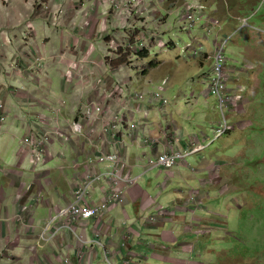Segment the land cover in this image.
Listing matches in <instances>:
<instances>
[{
    "label": "crops",
    "instance_id": "0c3cea01",
    "mask_svg": "<svg viewBox=\"0 0 264 264\" xmlns=\"http://www.w3.org/2000/svg\"><path fill=\"white\" fill-rule=\"evenodd\" d=\"M57 1L65 5L79 2L76 5L78 9L75 10V14L66 15L63 20L49 24L42 17L43 12L39 10L41 15L34 12V7L28 5L25 0H10V2L0 0V102L7 98L8 104L7 118L0 131L2 142V152H0V264H51L56 263L58 257H68L71 264H104L99 248L86 251L82 243L66 231L55 240L48 242L40 240L39 235L45 224L71 200L75 183L60 171V167L70 164L72 151L70 150L71 154L69 153L66 158L56 155L46 164L44 170L33 172L26 155L21 152L22 139L16 143L17 131L22 130L24 137L28 130L25 109L17 108V103L26 95L34 100L45 97L59 100L62 98V101L65 99L72 101L71 97L85 100L81 92L82 84L77 79L73 81L75 83L73 87H71L72 84L66 85L72 88V96L62 97L61 94L58 96L57 88L54 87L53 74L63 75L67 69H81L86 73L94 70L95 68L90 65L101 64V60L98 62L99 58L97 60L96 58L105 52L109 39L114 36L122 38L129 32L133 17L121 21L116 18L114 12L108 11V4L101 1L96 3L94 9L90 8L92 0ZM52 5L53 2H49V6ZM85 21H89L87 28L82 27ZM57 23L61 26L55 27ZM224 27L229 30L227 24H224ZM28 29L33 34L32 38L26 42L24 34L28 33ZM91 43H93V50L90 54L93 56L88 59L85 56L88 44ZM29 52L44 54L47 61L51 59L46 66H43V76L42 73H34L33 76L28 72V77H26L17 68L18 58L28 55ZM58 54H64L65 60L53 59ZM28 59L27 57L23 59L27 61L23 63L24 66L33 64ZM96 70L108 78L111 77L105 67L101 68L98 65ZM122 72L127 76L130 75L128 69ZM184 73L185 71L182 72L181 79ZM199 75V80L204 83L202 73ZM138 80L155 81L158 79L143 77ZM132 84L136 87L134 80ZM137 88H143V86L140 85ZM195 94L194 92V100L197 98ZM65 106L62 104L53 106L50 114L45 116L51 118L53 110L62 107L70 117H75L82 107L80 102L77 104L78 110ZM162 121L176 122L185 142L188 141L190 135L199 134L202 131L197 129L195 121L189 114L181 113L176 103L170 104L163 118L155 116L149 124L150 132H154ZM235 126L234 124L232 131L237 128ZM215 141H208L209 144L206 142V149ZM228 144L230 143L227 140L224 141V148ZM129 152L131 162L151 154L149 149L130 148ZM222 159H227V157L219 156L217 152L206 153L204 151L193 156L187 163L177 166L170 172L164 191L168 190L166 193L162 191L157 195L156 200L153 198L154 191L151 188L153 185L160 184L158 179L153 184L155 182L153 178L152 182H147L143 176L138 184L128 191L122 206L111 209L100 221L86 222V226L80 231L83 239L92 241L95 237L94 233L98 232V238L105 247L116 248L120 234L123 232L127 237L129 247L112 251V261L116 263L118 262L116 260L124 258L131 261V264H193V262H185L181 254L188 252V248L192 246L191 240L204 237L214 231L212 220L209 217L220 212L211 210V208L219 210L213 202L214 198L219 199L227 195V187L222 185L226 182L221 177V171L223 173L225 168ZM192 166L197 170L196 174L192 172ZM215 168L219 169L220 177L212 183L207 182L209 172ZM134 173L137 174L136 169ZM160 173L164 172L160 171ZM165 179L166 174L164 173ZM31 182L34 186L30 192L25 194V185ZM185 186L196 189L198 205L194 209L188 208L180 195ZM222 188L224 189L221 191ZM38 192H43L45 199L39 206L32 207L31 226L24 225L16 220V216L24 214L25 209L31 205L29 200ZM224 204L226 207L231 205L229 202H224ZM148 216H155L157 222L146 221Z\"/></svg>",
    "mask_w": 264,
    "mask_h": 264
},
{
    "label": "built area",
    "instance_id": "2783aa9c",
    "mask_svg": "<svg viewBox=\"0 0 264 264\" xmlns=\"http://www.w3.org/2000/svg\"><path fill=\"white\" fill-rule=\"evenodd\" d=\"M99 1L107 3L108 11L114 12L116 18L121 21L133 17L129 32L122 38L111 37L107 42L105 59L108 61L127 56L138 57L148 52L144 30L148 22L154 24L157 29L151 31L150 36L158 45L167 46L169 42H173L165 40L166 31L163 28L168 22L171 10L174 9H168L164 5L169 0H92L90 8L94 9ZM183 1L185 6L181 13L182 29L191 32L202 19L206 23L208 33L214 30L216 35L211 51H202L201 38L193 37L183 52L187 59L198 57L210 63L209 71L202 74L206 83L202 94L206 99L214 97L217 102L220 119L213 131L214 140H217L234 129L232 115L243 108L247 96V85L242 82L243 72L252 70L254 64L248 61L243 63L245 69L230 65L227 56L228 43L237 29L226 30L223 22L211 14L205 0ZM162 11L166 15H163ZM64 13L62 9L55 11L54 20L59 21ZM156 14L161 16L153 19ZM137 16L150 20L137 24ZM164 16L166 18L162 24L159 20ZM235 18L240 27L252 26L247 15ZM88 26L89 21L82 25L83 28ZM92 50L93 45L88 47L86 53L90 54ZM90 66L95 69L88 73L81 69H67L63 76L66 85H71L75 79L82 84L81 92L84 94L85 102L78 115L70 117L62 107H59L53 110L51 118L38 116L39 120L29 125L21 141V152L28 156L33 172H38L44 170L46 164L56 155L66 158L69 153L71 154L70 150L72 151L70 164L60 167V171L75 183L71 200L45 224L39 235L40 240L46 242L55 240L66 231L74 235L86 251L99 248L104 264H131V261L124 258L116 260L117 263L112 261L111 254L114 249L129 247L123 232L117 241V247L110 248L101 243L98 232L94 233L92 241H86L80 231L84 229L87 221H100L111 209L122 206L128 191L152 170L166 174V179L154 190L153 198L156 200L160 191H164L167 186L170 172L177 166L187 163L193 156L203 153L206 149L205 143L211 140L201 131L199 134L190 135L185 142L180 127L173 121H162L154 132H150L149 124L155 116L163 118L169 107L170 101L166 95L170 83L168 78H163L159 82L147 80L150 85L154 84V87L146 90L134 87L132 84L134 78H140L132 76L131 69H128L131 76L122 72L127 66L119 68V72L112 71L111 67L109 70L108 67L110 78L96 70L98 64ZM247 75L251 76L252 73L248 72ZM7 106V100H1L0 131L7 118ZM57 143L62 145V148L57 149ZM130 148L149 149L151 154L144 155L145 163L139 166L142 160L131 162ZM134 169H139L140 174H135ZM191 170L197 173L194 166ZM218 170L215 168L209 172L207 182L212 183L220 177ZM33 186V182L25 185V194L30 192ZM180 195L188 208L197 207L196 189L185 186ZM44 199L43 192L36 193L29 200L30 207L25 209L23 215H17L16 220L31 226L32 207L39 206ZM145 220L150 223L157 222L155 216H148ZM56 259V263L51 264H71L68 257Z\"/></svg>",
    "mask_w": 264,
    "mask_h": 264
},
{
    "label": "rangeland",
    "instance_id": "374dc122",
    "mask_svg": "<svg viewBox=\"0 0 264 264\" xmlns=\"http://www.w3.org/2000/svg\"><path fill=\"white\" fill-rule=\"evenodd\" d=\"M2 1L10 2V0ZM25 1L28 5L34 7V12L40 13L39 10H41L43 12L42 17L49 24L55 22L53 18L55 11L58 9L65 11L64 16L59 19L60 21L66 15L75 14V10L78 9L76 5L79 3L73 2L65 5L57 0ZM205 1L211 14L220 19L223 24H227L229 31L237 29L228 43L227 56L230 59L229 64L244 69L245 65L243 63L248 61L254 64L252 70L243 72L242 82L247 85V96L243 108L232 115L237 128L222 139L215 141L213 134L217 121H219L217 102L214 97L206 99L200 93L206 88V83L199 80V74L209 71L210 63L198 57L187 59L183 52V49L193 37L201 38L202 51H211L214 47L216 35L214 30L208 33L206 23L202 19L197 22L196 27L191 32L182 29L181 13L185 6L183 0H169L164 3L168 9L174 8L169 14L168 22L163 26L166 31L165 40L173 41L169 42V45H158L155 39L150 36L151 31L157 30L154 24L149 23L150 19L146 17L137 16V24L139 22L143 23L145 20L146 23L148 22L144 28L148 45L147 56H127L123 59L126 60L123 63L124 65L118 68L115 64L118 59H109V61L105 59L107 56L106 50L96 60L98 58V62L101 60V64H98L101 68H104L107 62V68L109 67L110 70L111 67L112 71L117 72H119V68L127 66V69L132 71L130 74L138 78L158 79L155 82H159L163 79L162 77H167L171 82L166 93L170 104L176 103L181 113L189 114L195 121L197 129H201L207 134L209 140H211L209 142L215 141L205 150L206 153L217 152L219 156L227 157V159H222L225 168L223 173L221 171V177L226 181L222 185H226L227 195L219 199L214 198L213 202L219 210L215 208H211V210L220 212L209 217L212 220L211 224L214 231L204 237L189 240L192 246L188 248L186 254H181L182 259L185 262H193V264H264V0ZM49 2H53V5L49 6ZM156 5L159 8V3ZM162 14L166 15L163 11ZM156 15L153 19H158V16H161ZM244 15L249 17L251 27H240L238 25L235 17ZM165 18V16L162 17L159 22L163 24ZM56 26L61 25L57 23ZM32 34V31L28 29V33L24 34L26 42L32 38ZM91 45L93 43L88 44V47ZM92 56L93 54H87L85 57L90 59ZM26 57L33 64L24 66L23 63H27V61L23 59ZM55 57L53 58L55 60H65L64 54H58ZM18 59L16 61L17 68L26 77H28V72L32 75L42 73L43 66L51 61L50 58L47 61L44 54L31 52ZM203 63H205L204 66ZM184 71L185 75L181 79V74ZM248 72H251L252 75L248 76ZM41 75L43 76V73ZM63 76L64 74H53L57 95L61 94L62 97L72 96L73 90L71 87L75 83H72L71 87H67ZM134 82L136 87L141 85L146 90L154 87V84L150 85L147 80L134 78ZM170 84L172 85L170 86ZM194 92L196 93V100L193 99ZM71 98L72 101L65 99L67 102L62 101V98L59 100L58 98L48 99V97L34 100L26 95L18 100L17 108L25 109L24 113H26L27 127L29 128L32 122L39 120L38 116L46 117V114H50L53 106L62 104L66 105L65 107L70 106L74 108L73 110H78V102L83 105L85 101L80 98ZM32 108L34 109L32 110ZM17 134L16 143L24 138L22 130L17 131ZM226 140L230 144L224 148L223 143ZM1 143L0 141V152H2ZM56 147L59 149L62 148V145L57 143ZM26 158L29 161L28 156ZM141 160L139 166L145 163L143 158ZM140 172L139 169H136L137 174ZM158 174L160 175L158 176ZM152 178L153 181L158 179V183L161 184L164 180V173L161 174L159 170H153L146 174L143 179L152 182ZM155 183L156 181L153 184ZM157 186H151L152 191ZM167 190L163 192L166 193ZM157 191L159 190L157 189ZM161 193L162 191H160ZM224 202H229L231 205L226 207Z\"/></svg>",
    "mask_w": 264,
    "mask_h": 264
},
{
    "label": "trees",
    "instance_id": "16d2710c",
    "mask_svg": "<svg viewBox=\"0 0 264 264\" xmlns=\"http://www.w3.org/2000/svg\"><path fill=\"white\" fill-rule=\"evenodd\" d=\"M142 57H146L147 56V52L141 54ZM125 57H121V58H118V60L115 62L116 64V68H118L119 66L121 65H124L123 63H125L126 60H123Z\"/></svg>",
    "mask_w": 264,
    "mask_h": 264
}]
</instances>
